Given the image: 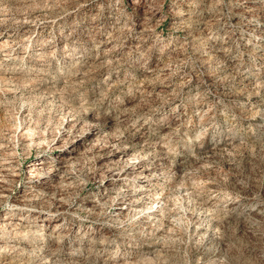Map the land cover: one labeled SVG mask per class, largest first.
Instances as JSON below:
<instances>
[{
    "label": "clouds",
    "instance_id": "9594fccd",
    "mask_svg": "<svg viewBox=\"0 0 264 264\" xmlns=\"http://www.w3.org/2000/svg\"><path fill=\"white\" fill-rule=\"evenodd\" d=\"M0 264H264V0H0Z\"/></svg>",
    "mask_w": 264,
    "mask_h": 264
}]
</instances>
